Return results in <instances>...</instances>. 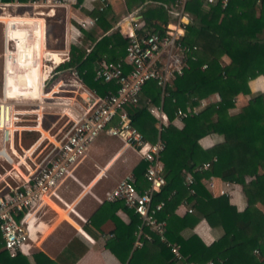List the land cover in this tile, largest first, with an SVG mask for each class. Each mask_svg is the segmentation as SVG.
I'll return each instance as SVG.
<instances>
[{
	"label": "trees",
	"instance_id": "obj_1",
	"mask_svg": "<svg viewBox=\"0 0 264 264\" xmlns=\"http://www.w3.org/2000/svg\"><path fill=\"white\" fill-rule=\"evenodd\" d=\"M144 1L137 0V4ZM152 1H168L169 8L175 0ZM252 9L259 13L253 23L249 20ZM187 12L190 20L184 26L183 42L199 47L200 53L197 61H189V67L175 78L170 96L164 99L163 108L171 119L174 111L178 107L185 108L187 102L195 104L196 100L214 93L219 95L220 100L184 118L181 128L169 123L161 131L166 144L162 153L166 183L156 195L157 199L164 201L158 216L167 221V237L179 243L182 254L189 260L204 263L211 259L214 264H263L264 261H258L253 251L259 249L264 254V212L257 206L258 202L264 205V172L255 170L257 161L264 162V91H251L248 81L264 72V0H229L224 8L219 2L204 5L196 0L188 5ZM92 14L99 19L103 12L98 13L95 9ZM118 36L119 31L115 30L101 38L89 58L93 54L94 57L96 49L100 50L112 37H116L114 45L125 49L127 38ZM222 55L229 58V63L221 62ZM202 63L207 64L206 68L201 67ZM87 78L89 85L100 94L115 89L112 82H92L91 75ZM142 93L137 105L126 108L132 123L147 140L154 141L157 136L156 119L148 111L145 96H150L151 103L157 104L160 91L153 84H147ZM239 94L248 96L245 105H240ZM237 105L240 107L237 108ZM206 135L217 142L221 141L212 147V151L202 149L198 143ZM204 162H210L208 169L192 171L194 165ZM146 165L141 161L133 170L139 190L147 186L142 181ZM188 171L193 175L191 187L196 191L195 195L189 194L183 182ZM209 176L241 184L247 198L246 208L238 211L226 194L213 197L200 181L202 177ZM182 199H187L193 206V212L178 217L174 209ZM119 207L126 209L130 215L126 237L121 242H106L107 249L121 262L128 261L129 264L132 256L142 264H176L170 250L156 236L143 249L134 248L131 252L133 232L139 219L120 201L104 202L93 213L91 221L102 223ZM211 213H216L220 219L217 228L220 233L210 245H205L195 233L184 235L185 229H191ZM21 215L19 213L17 219ZM147 247L157 249L158 255L154 261L142 256ZM86 250L84 241L75 237L54 260L58 264H74ZM207 251L210 254L204 256ZM51 262L52 259L42 251L29 255L19 252L15 257H10L6 250L0 249V264Z\"/></svg>",
	"mask_w": 264,
	"mask_h": 264
},
{
	"label": "crops",
	"instance_id": "obj_2",
	"mask_svg": "<svg viewBox=\"0 0 264 264\" xmlns=\"http://www.w3.org/2000/svg\"><path fill=\"white\" fill-rule=\"evenodd\" d=\"M103 3L101 0H71L63 5H53L48 0H0V92L11 101L23 98L40 102L42 96L44 94L46 95L44 92L46 90V92L51 93V97L54 99L61 97L59 100L56 99V102L58 101L59 105H63L61 111L54 113L56 120L52 121L48 127L44 125L45 128H43L42 119H37L39 127H35L36 129L34 130L39 134L35 138L36 140L32 142L30 149L25 150L20 145L17 146V144H14V133H11L9 141L3 145L2 153L0 152V161H7L17 171L4 169L3 172H0V190L15 186L27 178L32 170L31 165L24 160L25 158L30 159L31 157L26 156L24 158L19 151H22V153H30L33 150L32 147L37 142L47 138L44 133L46 129L50 131L64 117L65 119L67 118V122H73L76 118L74 111L83 110L85 105L80 96V90L75 89L74 84L81 83L86 89H93L94 87H91L87 82V77L91 75L92 82L98 81L94 79V76L101 62L117 61L122 56L124 49H121L119 45H114L116 37H112L111 41H108L100 50L96 49L94 57L93 54L89 58V54L101 38L110 35L115 30L119 31L118 37L126 38V32L129 27L127 22L132 20L126 19L129 14H132L136 18L138 32L146 30L152 31L160 29V27L164 28L166 24H172L175 20L169 14L170 7L168 8V1L160 3L145 0L143 3L137 4V0H128V3L127 0H104ZM202 4L204 3L202 2ZM100 6H103L102 10L99 9ZM156 7H160V9H152ZM95 9H97L98 13L103 12L102 17L100 16L99 19L97 15L92 14V11ZM258 14V10H250L249 20L251 23H253L254 18ZM94 17L96 18L94 24L85 27L81 25L82 20ZM53 55L57 59H54L52 57ZM221 58L223 63H229V58L226 55H222ZM84 63L86 65L82 66ZM73 69L79 72L81 82L72 74ZM63 76H67L68 78L63 80ZM47 83H49L48 86L46 85ZM111 84L116 88L113 82ZM248 86L251 91H264V72L250 79ZM61 92L72 94L61 96ZM208 97L217 100L216 93ZM146 98H150V96H145V101ZM238 99L240 105H245L248 96L239 94ZM45 107V101L43 105L39 104L37 106V111L41 113H38L39 115H44ZM236 107L238 108L240 106L237 105ZM164 112L167 114L165 110ZM15 113L16 111L13 110V120L16 119L14 116ZM166 123L167 125L169 123L174 124L178 128L183 126V120L176 119L174 114L171 119L169 117L167 118ZM220 142L214 140L210 135L203 136L198 140L201 148L207 151H212V147ZM109 145H112L116 152L112 159L106 163L104 153L105 147ZM119 147H121V144H114L108 140L103 143L91 144L88 149L89 157L86 164L75 173L76 168L86 158L85 155L73 167L69 174L60 181L50 193L51 195L49 194L50 196L44 197L41 202L21 215L20 219L26 225L29 232V237L21 249L23 254L29 255L37 251H42L52 259L51 264H58L54 260L55 256L72 239L79 237L84 241L87 250L74 264H129L128 261L121 262L105 245L106 242L117 243L125 239L127 225L130 221L129 212L119 207L104 222L99 223L97 221V223H93L91 221L93 213L100 205L107 202L105 200L106 192L114 186L118 179L126 173L132 172L137 164L141 162L139 154L133 148V151H130L131 156H122L116 162L124 150L123 147ZM92 151L93 153L91 154ZM101 152H103L102 155ZM16 161L20 162L19 165L24 166L27 175L25 174L24 176V174H21L23 177H19V173L21 172L17 168L18 162ZM203 170L206 169L199 171ZM255 170L257 172H264V162L257 161ZM10 177L11 179H8ZM66 178L68 179L66 180ZM65 180L67 181L66 183ZM108 180L112 181L110 184L111 187L105 188L103 184ZM200 181L206 186L213 197L226 194L238 211H243L246 208L247 198L241 184L234 182H228L227 184V181L221 180L218 176L202 177ZM75 182L78 183H76L75 188H72ZM186 187L188 188L187 185ZM58 188H61L62 191L71 189V193L83 189L84 194L82 195H85L80 207L77 210L72 209L74 219L72 218L73 220H71L74 223L69 224L73 225V228L76 227V230L75 232L73 230L67 239L64 238V233L56 231L58 226L57 222L48 226L41 220L42 216H36V213L45 204L53 203L55 207H58L51 199V196L54 194L59 196L56 194ZM195 193L191 194L189 191L190 195H195ZM63 202L68 208H72L65 200ZM257 206L264 212V205L258 202ZM190 207L193 208L187 199H182L175 207L174 213L178 217H183L193 212V210L191 212L188 211ZM219 224L220 219L218 215L211 213L195 223L191 229H185L184 235L195 233L205 245H210L220 233L217 229ZM135 230L133 232L134 238ZM64 232L68 235L70 230L64 229ZM48 237L50 240H48ZM61 238H64V242L61 241ZM42 242L44 243L43 245L41 244ZM148 242H145L141 248L132 246L131 252L134 248L143 249ZM0 249H3V246ZM52 251L54 255L51 254ZM143 251L142 256L148 261H154L158 255V251L154 247H147ZM209 254L208 251L204 252V256H208ZM253 254L258 261L263 262L264 254L261 250H259L258 255L254 252ZM130 264L142 263L136 257L132 256Z\"/></svg>",
	"mask_w": 264,
	"mask_h": 264
},
{
	"label": "built area",
	"instance_id": "obj_3",
	"mask_svg": "<svg viewBox=\"0 0 264 264\" xmlns=\"http://www.w3.org/2000/svg\"><path fill=\"white\" fill-rule=\"evenodd\" d=\"M71 0H48L53 5H63ZM196 0H175L169 9L174 17L172 24H166L163 30H146L138 32L136 18L129 14L128 30L126 32L127 45L122 56L117 61H102L95 71V80L113 82L115 90L100 94L96 89H86L81 83H75V89L80 90V96L85 107L76 114L72 125L58 139L52 142L49 157L31 170L28 177L12 187L0 190V237L3 249L10 257L21 252L23 244L29 237L26 225L17 219L19 213L26 211L41 202L72 170L75 164L85 157L92 142L101 132L115 136L132 147L146 162L142 181L146 188L139 190L134 172L126 173L116 181L114 186L106 192L105 200L121 201L123 205L137 215L139 222L135 230L133 246L141 248L145 242L154 236L163 242L178 264H214L211 259L204 263L187 259L180 250V245L168 239L166 235L167 223L158 214L164 207V201L156 195L165 185L164 164L162 153L165 150V140L161 131L167 125V114L164 112V99L170 96L173 83L177 76H181L189 67V61H197L199 47L189 46L183 42L184 26L190 20L187 12L188 5ZM206 5L219 2L225 7L229 0H199ZM103 3L104 0H101ZM104 5V3H103ZM103 6H100L102 10ZM96 18L84 19L82 26L94 24ZM202 63L201 67L206 68ZM72 74L81 82L79 72L72 70ZM152 83L160 91V101L153 104L146 98L148 111L156 119L157 136L154 141L147 140L132 123L126 106L139 103L143 87ZM215 94V93H214ZM205 97L196 100L195 104L186 103L185 108L178 107L175 118L183 120L196 114L200 109L220 100ZM174 101V98H172ZM195 100V99H194ZM14 105L2 93L0 97V152L3 145L9 141L10 121ZM215 159V157H214ZM210 167V162L194 165L192 171H199ZM184 183L191 194L195 191L191 187L193 175L190 171L184 175ZM228 184V181H227ZM193 208H188L191 212ZM259 254L258 249H254ZM264 261V258H263Z\"/></svg>",
	"mask_w": 264,
	"mask_h": 264
},
{
	"label": "rangeland",
	"instance_id": "obj_4",
	"mask_svg": "<svg viewBox=\"0 0 264 264\" xmlns=\"http://www.w3.org/2000/svg\"><path fill=\"white\" fill-rule=\"evenodd\" d=\"M25 34H26V32H25ZM220 60H221V62H223L222 58H220ZM67 78L68 77L65 76L63 80H66ZM48 84L49 83H47L46 85L48 86ZM149 84H152V83H149ZM44 92L46 93V95L44 94L42 96V98H41L42 101L40 100V102H38L36 100H27V99H23V98H19L16 100L14 99L11 101L14 105L13 110L16 111V113L14 114L16 119L13 120L11 117L10 126L12 124H13V126H11L10 135H11V133H14V136H13L14 144H17V146L20 145L23 149L25 148V150L30 149L32 142L34 140H36L35 138L39 134L38 132H36L34 130V129H36L35 127H39V123L37 122V119L38 120L42 119L43 128H45V126L48 127L52 121L56 120L55 119L56 115H54V113H56L57 111H61V108L63 106V105L62 106L59 105L58 101L56 102V99L59 100V98H61V97H57L56 99H54L51 97V93L46 92V90ZM60 94H61V96L62 95L65 96V95L72 94V93L61 92ZM142 95H143V93H142ZM0 97H2L1 92H0ZM77 99H79V98L77 97ZM44 101H45V106H46L45 108L46 109L44 110L45 111L44 115L42 114L43 117L41 118L42 115H39L41 113H40V111L39 112L37 111V106L39 104L43 105ZM74 112H75V116H76V114L80 111H77V112L74 111ZM18 117H19V119H18ZM66 119H65V117L62 118L60 120V122H58V124L55 125L54 128L50 129V131L48 129H46L45 130L46 132H44V133H45L47 138L37 142L32 147L33 150L30 153L29 152H25V153L23 152L22 153V151H19V153H21L24 158L26 156L31 157L30 159L25 158L24 160L29 165H31L32 170L35 169L40 163L45 162L46 159L49 157V151H50V148L52 146L51 141L60 137V135H62L67 129H69L71 127L72 121L67 122ZM107 140L109 142H113L114 144H121V147L124 148L122 155L117 158L116 162L119 161L122 158V156H125V155L131 156V152L133 151L132 147H130L129 145L122 142L119 138L106 134L104 131L99 134V136L92 142V144L98 143V142L103 143ZM121 147H119V148H121ZM18 148L21 150L20 147H18ZM105 148H106L105 153H104L106 156L105 162L107 163L110 159H112V157L114 156L116 151L112 145H109L108 147H105ZM93 151L91 152V154L93 153ZM102 153L103 152H101V155H102ZM88 157H89V151H87L86 158L84 159V161L76 168L75 173H77V171L86 164ZM19 161H16V162H18L17 168L21 172V173L18 172L19 177L21 178V177H23L21 174H24V176H25V174L27 175V173H25L26 171L24 169V166L19 165L20 164ZM80 161H78L77 163H79ZM77 163L75 165H77ZM4 169H7L9 171H10V169H13V170L17 171V169L12 167V164H8V162L5 160H4V162L0 161V172H3ZM8 179H11V177ZM67 179L68 178H66V180ZM66 180H65V183L67 182ZM111 182L112 181H109V180L106 181L103 184L104 187L110 188ZM76 183H78V182H75L74 186L72 185V188L76 187ZM70 191H71V189L67 190V191H62L61 188L60 189L58 188L56 190V194L59 196H56L55 194L51 196V199L53 200L54 203L57 204L58 207H55L53 205V203L52 204L51 203L45 204L43 206V208L40 209L36 213L37 217L42 216L41 220L44 221V223L48 226H50L52 223L57 222L58 226H57L56 231H60V232L64 233L63 235H65L64 236L65 239H67V237L70 235V233H72L73 230H74V232L76 230L75 229L76 227L73 228L74 226L69 224V223H74L72 221L74 219V212L72 209L74 208L77 210V208L80 207L81 201L85 198V195H82V194H84L83 189H79L78 191H74V193H71ZM57 197H60L62 199L60 200V198H57ZM80 198H82V199L80 200ZM63 200H65L67 203H69V205H71L72 208H68V206L65 205ZM81 222H84V221H81ZM64 229L70 230L68 235L66 234V232H64ZM64 238H61V241H63ZM48 240H50L49 237H48ZM41 244L43 245L44 243L42 242ZM44 247H46V246H44ZM51 254L54 255V252L52 251Z\"/></svg>",
	"mask_w": 264,
	"mask_h": 264
},
{
	"label": "bare ground",
	"instance_id": "obj_5",
	"mask_svg": "<svg viewBox=\"0 0 264 264\" xmlns=\"http://www.w3.org/2000/svg\"><path fill=\"white\" fill-rule=\"evenodd\" d=\"M39 33H40V31H39ZM41 34H42V30H41ZM40 39H41V38H40ZM37 46H38V45H37ZM52 57H53L54 59H57V57L54 56V55H53ZM36 58H37V57H36ZM39 60H40V59H39ZM39 60H38V61H39ZM38 63H39V62H38ZM37 71H38V70H37ZM30 83H31V82H30Z\"/></svg>",
	"mask_w": 264,
	"mask_h": 264
}]
</instances>
